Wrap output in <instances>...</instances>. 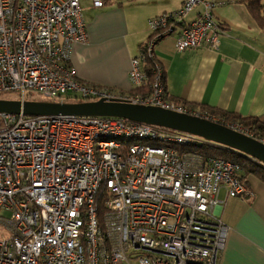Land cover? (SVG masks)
<instances>
[{
    "label": "built area",
    "instance_id": "1",
    "mask_svg": "<svg viewBox=\"0 0 264 264\" xmlns=\"http://www.w3.org/2000/svg\"><path fill=\"white\" fill-rule=\"evenodd\" d=\"M106 1L90 0L96 9ZM199 5L203 13L185 21ZM214 6L182 0L150 20L128 73L143 92L117 97L81 83L69 66L72 45L87 38L79 0H0V93L114 100L220 124L168 100L154 54L174 34L178 52L217 49ZM200 143L208 142L121 118L1 113L0 264H219L229 232L216 214L221 193H252L237 163L186 148Z\"/></svg>",
    "mask_w": 264,
    "mask_h": 264
},
{
    "label": "crops",
    "instance_id": "2",
    "mask_svg": "<svg viewBox=\"0 0 264 264\" xmlns=\"http://www.w3.org/2000/svg\"><path fill=\"white\" fill-rule=\"evenodd\" d=\"M204 1L215 5L212 16L222 28L217 49L178 52L176 34L154 47L167 98L196 113L256 118L264 126V29L240 0ZM79 4L87 38L70 51L77 80L117 97L140 95L129 82L131 60L150 37L149 21L179 10L182 0H107L100 9L90 0ZM203 10L196 6L185 21ZM243 180L252 197L225 199L222 192L224 204L216 210L229 229L219 264H264V183L251 174Z\"/></svg>",
    "mask_w": 264,
    "mask_h": 264
},
{
    "label": "water",
    "instance_id": "3",
    "mask_svg": "<svg viewBox=\"0 0 264 264\" xmlns=\"http://www.w3.org/2000/svg\"><path fill=\"white\" fill-rule=\"evenodd\" d=\"M121 118L198 137L264 164V143L210 120L118 101L55 103L0 99V114Z\"/></svg>",
    "mask_w": 264,
    "mask_h": 264
},
{
    "label": "trees",
    "instance_id": "4",
    "mask_svg": "<svg viewBox=\"0 0 264 264\" xmlns=\"http://www.w3.org/2000/svg\"><path fill=\"white\" fill-rule=\"evenodd\" d=\"M240 1L246 5L251 15L256 19V22L258 23L259 27L264 29V1L263 0H240ZM147 64L150 65L151 63L148 62ZM210 114L216 115L217 119L220 120L219 123L222 125H226L232 122L237 123L238 121V124H240L247 131L254 132V135L257 134V136L260 135L264 137V126L256 118L240 119V117L223 112L209 113V115ZM255 137L254 139L258 140V138ZM191 146L192 145L186 147L187 150H190L202 156H211L220 159L230 160L234 163H237L241 168L240 176L242 180L245 174H251L259 178L264 183V164L254 159H250L246 156H243L230 149L220 147L218 145H214L211 143H200L198 145L195 144L194 146L192 147Z\"/></svg>",
    "mask_w": 264,
    "mask_h": 264
},
{
    "label": "rangeland",
    "instance_id": "5",
    "mask_svg": "<svg viewBox=\"0 0 264 264\" xmlns=\"http://www.w3.org/2000/svg\"><path fill=\"white\" fill-rule=\"evenodd\" d=\"M0 99L1 100H7V101H18V95L14 94V93H0ZM27 101L47 102L45 99L40 97L38 94H33V95L27 97ZM57 101H58V103H70L71 102L70 100L66 99L65 97L59 98ZM209 116L217 119L216 115L210 114ZM251 134L254 135V132H252ZM255 135H257V134H255Z\"/></svg>",
    "mask_w": 264,
    "mask_h": 264
}]
</instances>
